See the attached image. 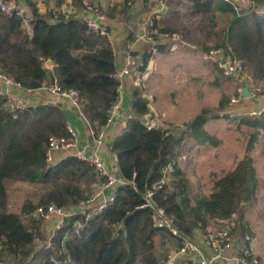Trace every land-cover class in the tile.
Instances as JSON below:
<instances>
[{"label": "trees", "instance_id": "obj_1", "mask_svg": "<svg viewBox=\"0 0 264 264\" xmlns=\"http://www.w3.org/2000/svg\"><path fill=\"white\" fill-rule=\"evenodd\" d=\"M25 1L32 8V36L24 29L21 16L0 8V67L27 89L54 83L65 90H77L83 115L99 134L118 96V60L110 37L91 31L74 16L61 15L58 21H52L53 13L42 14L33 0ZM252 1L254 8L242 13L226 0H167V5L174 15L187 2L194 14H210L215 19L216 13L230 15L222 32L223 40L215 48L222 47L226 54L242 60L246 71L264 82V0ZM125 6L120 10L124 14ZM115 11L108 13L114 17ZM155 23L160 34L155 35L154 46L159 52H166L178 41L173 37L178 32ZM164 33L168 36H161ZM152 46L142 55L141 71L152 56ZM48 60L52 61L51 67ZM217 72L222 80L223 71L217 67ZM228 100L223 96L219 108H225ZM148 112V99L136 90L127 126L112 143L120 175L127 181L119 187L114 202L85 222L81 235L65 237L75 220L72 218L54 237V245L71 256V264H169L167 256L159 253V246L174 241L181 245L182 239L170 230L154 226L151 208L141 207L145 192L160 180L164 167L177 163L186 136L199 124L221 116L207 108L184 126L149 128L144 122ZM222 117L238 128L257 129L264 142V112ZM67 127V116L58 105L39 104L12 112L0 97V260L11 264H51L52 251L38 248L34 241L35 233H44L42 221L34 215L36 208L52 203L70 208L92 195L97 183L105 182L93 165L78 156H68L54 165L47 162L50 136L70 137ZM212 177L210 194L200 197L197 205L187 196L177 170L169 185L156 190L155 199L187 238H195L198 230H206L212 221L236 214L238 226H242L244 205L257 199L260 180L252 158ZM9 183L37 186L40 193L27 199L20 210H12ZM245 234L243 229L241 236Z\"/></svg>", "mask_w": 264, "mask_h": 264}, {"label": "crops", "instance_id": "obj_2", "mask_svg": "<svg viewBox=\"0 0 264 264\" xmlns=\"http://www.w3.org/2000/svg\"><path fill=\"white\" fill-rule=\"evenodd\" d=\"M33 1L42 14L54 13L55 10L61 11L64 4L66 5V9L67 7L68 9L71 8V0ZM86 1L101 6L108 16L109 37L115 49L118 66H121L124 62V48L127 43H135V51L138 55H143L146 52L151 43L145 39H141L140 36L150 29L149 21L159 0H132V5L128 4V0ZM72 2L77 12L84 11V0H72ZM113 2L114 5H112ZM26 6L27 10L32 11L28 3H26ZM124 6L126 7L125 14L120 11L121 9H125ZM111 9H116L114 17H111L108 13ZM170 14L172 13L167 5L166 11L156 18L158 26H162V21L165 22L166 15L170 17ZM161 36L166 35L162 34ZM174 39L178 40L179 37H174ZM206 52L194 44L177 41L166 52L158 51L152 55L147 67L141 71L140 75L128 77L125 80L122 91V113L115 124L105 131V141L103 144L97 142L93 124L81 114L80 109L74 106L69 98L42 88L31 92L24 89L11 88L2 81H0V88L9 89L17 96L23 98L30 106L55 104L62 108L67 116L68 125L77 131L78 136L72 148L57 153V162L68 156H77L79 153L86 156L97 154L104 158L109 169L118 176L121 175L118 161L114 158L115 152L112 149V143L123 133L127 126V115L131 113V104L136 90L141 91L148 99L149 112L144 118L146 125L155 124L156 127L163 128L184 126L187 123L194 122L205 109H214L221 117L208 119L206 122L195 127V130L191 131L183 141L177 158L178 179L181 180L185 192L192 203L197 205L200 197H192V194L195 195V189L186 186V181L184 180L197 177V167H190V164L197 162L198 147L200 148L202 144L215 143L216 148L221 146L223 151L226 150V159L232 158V160L229 167L225 169V172L235 164L245 160V152L242 149L243 144L235 139L236 134L231 128V122L222 116L224 114L242 112L245 110V107L252 108L254 106V102L249 100L244 104L232 108L228 107V103L225 108H219L222 97H228L226 91L229 86L233 85L235 89L234 93H236L238 85L234 79L224 74L223 79L219 80L216 64L204 58ZM137 78H141L142 80L143 85L140 88L135 85ZM259 142L264 144L262 140H259ZM199 159V162L206 161L203 160L202 156ZM252 159L260 180L262 176L258 172L256 158L254 159L253 157ZM262 164L264 169V159ZM216 171L219 174L223 173L222 170ZM16 184L19 183H14V185ZM103 184L104 182L97 183L94 186V192L102 190ZM213 185L214 183L211 184L210 191L206 195L210 194ZM107 192L109 193V190ZM262 192L264 195V190ZM42 223V231L44 232L46 229L49 231L47 223L43 221ZM43 225L45 228H43ZM253 231L252 249L264 260V235L256 228H253Z\"/></svg>", "mask_w": 264, "mask_h": 264}, {"label": "built area", "instance_id": "obj_3", "mask_svg": "<svg viewBox=\"0 0 264 264\" xmlns=\"http://www.w3.org/2000/svg\"><path fill=\"white\" fill-rule=\"evenodd\" d=\"M232 4L238 13L254 8L255 4L252 0H226ZM25 0H0V8L6 13H17L23 18V26L27 33L33 35L32 19L33 13L27 10ZM85 9L82 12H77L70 2V9H66L64 4L61 11L55 10L53 13V21H58L61 15L66 17L74 16L82 20L87 27L103 36L110 35L108 16L102 10L101 6L91 4L84 0ZM128 4L132 5L133 1L128 0ZM114 5V2L112 3ZM167 8V0H159L155 8L149 24L150 31L141 34V39H145L153 46L149 52L154 55L158 49L154 46L155 35L160 34L159 28L156 26V18L162 15ZM75 14V15H74ZM163 35L168 36V33ZM173 37H177L174 33ZM124 62L118 66L115 78L119 82L118 96L112 103L109 109V117L106 124L102 127L99 134H96V140L99 144L105 141V131L111 128L116 120L120 117L123 110V85L128 77H135L140 75L141 67L143 66L142 55H138L135 51V43H127L124 48ZM204 58L207 61L213 62L217 67L223 71L227 77L234 79L238 85L237 92L230 98L228 107L244 104L247 101H253L254 106L245 107L242 112H237L230 115L241 116L248 114L250 116L260 115L264 112V83L256 80L254 76L246 71L244 63L233 57L231 54H226L223 48H214L206 52ZM52 66V65H51ZM50 66V67H51ZM146 77V75H144ZM140 77V76H139ZM0 81L4 82L11 88L24 89L29 92L35 89H27L22 86L20 82L15 81L9 74L0 67ZM137 87H142L141 78L135 80ZM42 89L60 94L63 97L70 99L71 103L80 109L82 112V104L80 103V94L77 90H65L58 84L45 83ZM245 88H248L250 96L245 95ZM39 89V88H38ZM0 97L5 100L8 110L12 112L22 111L31 107L23 98L17 96L9 89L0 88ZM84 116V115H83ZM130 117L131 115H127ZM149 128L156 127L155 124H147ZM68 136L52 135L49 138L48 147L46 150V160L49 164L58 163L56 155L58 152L72 148L75 145V140L78 136L77 131L68 125ZM80 159L88 161L94 166L99 176L105 178L102 190L93 192L92 195L79 202L77 205L70 208L59 206L55 203L47 207L39 206L36 208L34 215L45 223H51L47 237L41 234H34V241L38 248L50 249L52 254L50 256L51 264H71L72 258L69 254H65L60 247L54 245V237L57 232L67 225L68 221L75 218L71 227L67 229L65 237L79 236L85 226V222L93 220L98 215L103 213L115 200L119 187L125 185L127 181L122 176L113 173L107 166L104 158L101 155L86 156L82 153L77 155ZM114 158L118 161L117 154ZM177 170V163H170L164 167L162 176L159 181L154 183L145 192V202L142 208H151L153 210L154 226L159 229H168L173 235L182 239L181 245L175 247L167 256L169 264H264L261 259L252 249L253 237L247 233L244 236H239L235 229L237 224L235 221L236 215L227 219H217L218 227L208 226L206 230H198L195 238H187L183 236L181 231L177 228L174 220L168 216L166 209L155 199L156 190L165 185H169L173 179L174 173ZM109 190V193L107 192ZM3 248L0 242V250ZM0 264H11L9 260H0ZM45 264V263H43Z\"/></svg>", "mask_w": 264, "mask_h": 264}, {"label": "rangeland", "instance_id": "obj_4", "mask_svg": "<svg viewBox=\"0 0 264 264\" xmlns=\"http://www.w3.org/2000/svg\"><path fill=\"white\" fill-rule=\"evenodd\" d=\"M262 12H264V8ZM216 14V19L212 18L210 14H194L190 3L187 2L180 7V11L176 15L170 14V17L166 15V20L165 22L162 21V25L169 26L177 30L179 42L191 43L196 45L202 51H207L214 49L218 43L222 42V32L227 27L230 19V15L228 14ZM226 92L230 100V98L235 94L233 85H230ZM231 126L233 132L236 134L235 139L243 144L242 149L243 152H245L246 159L253 157L254 159L256 158L258 172L262 176L260 178L257 199L244 205V220L242 226H238L237 214L235 217L238 228L236 230L237 234L241 236L244 229L245 233L251 234L254 239L253 228H256L259 232H261V234L264 235V195L262 192L264 190V169L262 164L264 159V144L259 142L260 139L257 134V129L247 126L238 128L237 124L235 123H231ZM215 145V143L206 145L202 144L200 148L198 147L199 152L197 153V162L190 164V167H197V177L187 178L184 181H186V186H190L192 189H195V195L192 194L193 198L197 196H205L207 193H209L211 184L214 183L212 175L219 174L216 170H222L224 173L225 169L228 168L229 164L231 163L232 158L226 159L225 155L227 154V151H223L221 146L216 148ZM200 156H202L204 158L203 160L206 161L199 162ZM39 191L40 190L37 186H31L27 184L14 185L13 183H9L8 192L10 209L20 210L23 203L31 196L35 197L37 193H40ZM46 225H48V228L50 229V224L47 223ZM210 225L214 227L219 226L216 220L212 221ZM43 228H45L44 225ZM46 230L43 234H41L43 237H47L48 230ZM178 246L179 244H177L175 241L167 246L160 245L159 253H161L162 256H168V254Z\"/></svg>", "mask_w": 264, "mask_h": 264}, {"label": "water", "instance_id": "obj_5", "mask_svg": "<svg viewBox=\"0 0 264 264\" xmlns=\"http://www.w3.org/2000/svg\"><path fill=\"white\" fill-rule=\"evenodd\" d=\"M256 8L259 9V6H256ZM47 65H48V66H51V65H52V61H51V60H48V61H47ZM244 92H245V95H246V96H250V93H249L248 88H245Z\"/></svg>", "mask_w": 264, "mask_h": 264}]
</instances>
